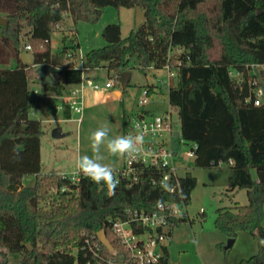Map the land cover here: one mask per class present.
<instances>
[{
    "label": "trees",
    "instance_id": "trees-1",
    "mask_svg": "<svg viewBox=\"0 0 264 264\" xmlns=\"http://www.w3.org/2000/svg\"><path fill=\"white\" fill-rule=\"evenodd\" d=\"M107 6H140L146 20L125 38L119 23L108 24L102 32L107 44L88 52L86 65L107 67L118 88L126 70L161 69L169 61L176 67L169 102L179 113L182 138L198 144L193 164L212 168L232 160L229 190H248L247 205L218 209L216 227L228 238L236 239L242 231L252 234L260 250L240 264H264V103L245 101L252 66L264 65V0H0V17L8 19L0 26V42L15 59V66L0 68V264H12L11 255L18 256L17 264H97L85 238L102 229L114 247H103L105 258L136 264L108 219L125 217L128 210L152 211L159 202L181 198L179 192L154 185L149 172L131 187L122 178L113 192L87 176L73 183L62 171L42 172L43 125L30 117L42 102L30 91V83L40 80L33 65L60 69L53 84L43 85L45 94L68 92L80 82L81 72L52 57L51 37L65 15L75 23L94 22ZM27 45L33 65L21 56ZM178 47L184 51L171 57ZM79 48L72 39V51ZM232 71L240 72L241 82ZM146 87L155 91L153 85ZM64 115L71 117L68 107ZM26 177L35 183L25 186ZM181 184L188 204L197 178L187 172ZM156 264H173L168 247Z\"/></svg>",
    "mask_w": 264,
    "mask_h": 264
},
{
    "label": "rangeland",
    "instance_id": "rangeland-1",
    "mask_svg": "<svg viewBox=\"0 0 264 264\" xmlns=\"http://www.w3.org/2000/svg\"><path fill=\"white\" fill-rule=\"evenodd\" d=\"M111 23L121 25L122 36L128 37L136 29V8L107 6L98 20L91 22L79 20L74 22L70 15H65L63 22L51 37L52 57L64 60V65L71 50L72 39L80 44L77 50L78 61L81 55L85 58L93 49L105 46L107 43L102 35L103 29ZM68 34L64 41L63 36ZM65 45L69 48L65 50ZM29 54L34 58L32 50ZM9 47L0 42V68L15 66V59L11 56ZM92 76L102 85L112 73L107 67L90 70ZM129 85L125 88V95L119 98L115 88H103V100L89 105L83 114V122L75 120L79 114H71L66 118L63 111L56 107L63 102L59 96L43 98V104L33 109L30 114L32 119L42 122L43 135L41 136V161L42 172L53 173L57 170L70 172L77 168V161L81 156L95 158L92 148V134L101 128L108 129V136L100 146L98 163L112 169L122 168L125 154H113L107 148V141L117 137L126 136L125 122L141 111L166 114L173 111L176 120V133L180 134L181 122L179 113L169 102L168 70L166 68H147L142 71L138 68L131 70ZM53 78L58 79V74L53 73ZM43 83L34 80L30 83V91L35 94L38 89L44 96ZM155 86V91L150 96V103L140 105L142 90L148 86ZM121 87L118 89L120 90ZM129 117L123 118L122 113ZM62 127L65 133L62 138H54L52 130ZM190 144L183 146L187 151ZM189 171L197 178V186L192 191L191 200L187 204L188 219L179 223L173 229L172 241L169 244L170 262L173 264H240L243 259H248L259 252L256 238L248 232H240L231 248L226 249L229 238L220 231L215 224L217 211L222 207L245 206L249 203L248 190L245 188L235 191L229 190V163H222L218 167H196L192 160ZM25 186L35 183L34 177H26ZM264 213V207H263ZM264 225V217H263ZM12 264L18 263V256L11 255ZM1 260V257H0Z\"/></svg>",
    "mask_w": 264,
    "mask_h": 264
},
{
    "label": "built area",
    "instance_id": "built-area-1",
    "mask_svg": "<svg viewBox=\"0 0 264 264\" xmlns=\"http://www.w3.org/2000/svg\"><path fill=\"white\" fill-rule=\"evenodd\" d=\"M57 27H60V24ZM26 50L29 52L32 47L27 45ZM183 51V48H175L170 56H175ZM67 59L70 61L68 67H73L81 72V79L78 84L61 96L63 103L56 107L60 110H65L68 107L71 114H79L75 120L80 124L83 121L86 108V91L88 89L101 91L103 88H115L116 90L119 88L113 75L107 78L104 85L97 81L96 77L89 72L101 68H89L82 55L79 62L77 51H72V49L68 51ZM177 65L180 66L181 62L178 61ZM33 66L37 68L40 65ZM164 68L168 70L169 78L165 84L168 87L174 86L178 75L176 67L169 61ZM251 73L252 76L249 78L250 93L245 101L248 104L261 106L264 103V65H253ZM230 74L238 82H241L240 72L232 71ZM35 94L41 96L38 89L35 90ZM141 95L140 105L146 106L150 103L149 89L145 87ZM125 133L126 136L133 138L142 136V143L136 145L135 151L125 153L122 168L113 169L116 180L119 182L124 178L127 180L128 186L131 187L140 181L145 172H149L154 185L165 186L170 193L179 192L181 196L179 201L159 202L152 211L128 210L125 217L108 219L113 233L136 264H156L164 257L165 248L172 241L176 221L189 217L187 204L182 195L181 179L187 172H190L188 162L194 161L198 144L187 142L181 135H177L176 120L172 110L166 114L141 111L126 121ZM186 144H190V148L184 151L183 146ZM222 163L224 162L220 161V165ZM229 164H233V161L230 160ZM62 174L73 183H78L82 177H86L78 168L71 172H62ZM103 247L104 244L98 235L85 238V248L92 253L97 264H102L104 261L115 264L114 258H105Z\"/></svg>",
    "mask_w": 264,
    "mask_h": 264
},
{
    "label": "clouds",
    "instance_id": "clouds-1",
    "mask_svg": "<svg viewBox=\"0 0 264 264\" xmlns=\"http://www.w3.org/2000/svg\"><path fill=\"white\" fill-rule=\"evenodd\" d=\"M108 136V129L101 128L96 130L92 134V148L95 158L88 156H81L77 161V168L85 176H87L94 183L100 184L103 182L109 192H113L118 181L116 180L113 169L98 163L101 159L99 156L100 146L105 142ZM142 143V136H137L135 138L131 136H121L115 139H109L107 141V148L113 154L123 155L127 152L135 151L136 145ZM264 243V241H262Z\"/></svg>",
    "mask_w": 264,
    "mask_h": 264
},
{
    "label": "water",
    "instance_id": "water-1",
    "mask_svg": "<svg viewBox=\"0 0 264 264\" xmlns=\"http://www.w3.org/2000/svg\"><path fill=\"white\" fill-rule=\"evenodd\" d=\"M146 20V15L144 10L140 7H136V27H140ZM8 23V19L0 17V26L6 25ZM22 59L26 64L33 65V58L29 54L27 50L22 52ZM59 68L52 64H43L36 68V72L43 84H53L55 82L52 74L59 73ZM131 71L126 70L121 73L120 83L121 89L117 91L119 98L123 95V90L129 85V81L131 79ZM69 133H65L62 127H56L52 130V136L54 138H62L67 136ZM98 238L100 241L106 246L109 250L113 251L114 247L111 244L110 240L107 237L106 231L104 229L98 232ZM235 243V238H229L228 244L226 245V249L231 248ZM30 249H32L31 245H28Z\"/></svg>",
    "mask_w": 264,
    "mask_h": 264
},
{
    "label": "crops",
    "instance_id": "crops-1",
    "mask_svg": "<svg viewBox=\"0 0 264 264\" xmlns=\"http://www.w3.org/2000/svg\"><path fill=\"white\" fill-rule=\"evenodd\" d=\"M73 86H70V87H68V90H70L71 88H72ZM117 91L118 90H116V93H117ZM36 95V94H35ZM52 96H58V95H52V94H44V96L42 97V94H41V96H39L40 98H42V102H41V104H40V106L44 103L43 102V98H49V97H52ZM59 97H61V96H59ZM99 100H103V90H101V91H94V90H92V89H88L87 91H86V108L89 106V105H91L92 103H97ZM63 103V102H62ZM58 105V104H57ZM56 105V106H57ZM86 108H85V110H86ZM66 110V109H65ZM65 110H62L63 111V113H64V111ZM128 113H126V112H124V113H122L120 116L122 117V119L123 118H128L129 117V115H127ZM130 118V117H129ZM83 122V121H82ZM125 124H126V122H125ZM125 129H126V125H125ZM57 171H60V170H57ZM56 171V172H57ZM73 171V170H72ZM71 172V171H70ZM168 250H169V256H170V249H169V246H168Z\"/></svg>",
    "mask_w": 264,
    "mask_h": 264
}]
</instances>
